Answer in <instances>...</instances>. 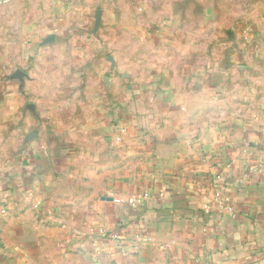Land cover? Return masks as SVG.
<instances>
[{
	"label": "crops",
	"instance_id": "crops-1",
	"mask_svg": "<svg viewBox=\"0 0 264 264\" xmlns=\"http://www.w3.org/2000/svg\"><path fill=\"white\" fill-rule=\"evenodd\" d=\"M61 1L0 0V264H264V0Z\"/></svg>",
	"mask_w": 264,
	"mask_h": 264
},
{
	"label": "built area",
	"instance_id": "built-area-1",
	"mask_svg": "<svg viewBox=\"0 0 264 264\" xmlns=\"http://www.w3.org/2000/svg\"><path fill=\"white\" fill-rule=\"evenodd\" d=\"M120 131H122V129H120ZM147 195H148L147 193L116 195V196L112 197V201L115 204H117V205H127V206H130V207H134V206H137L138 204H140L141 201L147 197ZM214 202L216 203L217 206H220L221 208H223L227 213H230L232 211L231 206L230 205H226L224 200H222V198L218 194H216V196L214 198ZM99 233L102 236L104 235L105 237H107L104 234V232L99 231ZM112 237H116V235L113 234Z\"/></svg>",
	"mask_w": 264,
	"mask_h": 264
},
{
	"label": "water",
	"instance_id": "water-1",
	"mask_svg": "<svg viewBox=\"0 0 264 264\" xmlns=\"http://www.w3.org/2000/svg\"><path fill=\"white\" fill-rule=\"evenodd\" d=\"M99 13H100V10H97L96 11V15H95L96 20H95V23H94V27H93V31L92 32H95L96 29H97V27H98V25H99V19H98ZM52 39H53L52 36H48L47 38L44 39V42L51 41ZM21 73H22L21 71H18V72H16V75L15 76L18 77V78H20L21 77L20 76Z\"/></svg>",
	"mask_w": 264,
	"mask_h": 264
},
{
	"label": "rangeland",
	"instance_id": "rangeland-1",
	"mask_svg": "<svg viewBox=\"0 0 264 264\" xmlns=\"http://www.w3.org/2000/svg\"><path fill=\"white\" fill-rule=\"evenodd\" d=\"M48 1H50V0H48ZM53 1H54V0H53ZM61 2H62V4H63L64 9H67V8L70 7V2H69V0H62Z\"/></svg>",
	"mask_w": 264,
	"mask_h": 264
}]
</instances>
